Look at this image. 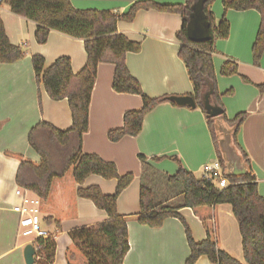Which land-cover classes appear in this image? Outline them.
<instances>
[{"label": "crops", "instance_id": "0c3cea01", "mask_svg": "<svg viewBox=\"0 0 264 264\" xmlns=\"http://www.w3.org/2000/svg\"><path fill=\"white\" fill-rule=\"evenodd\" d=\"M77 10H98L125 13L134 3L150 1L159 5H183L185 0H69ZM211 13L215 21L222 16L229 23L227 40L215 42L213 67L217 77V89L223 94L232 90L231 96H223L225 115L232 120L239 113L247 118L237 135L239 147L248 157L257 181L258 194L264 197V94L257 86L264 83V53L259 67L252 64L251 48L257 34L260 15L254 10L223 12L221 0H214ZM0 19L6 36L14 46L23 50V58L13 64H0V264H25L24 249L30 240L19 235L18 216L12 208L20 203L16 195L18 187L15 175L18 161L5 153L20 154L34 162L40 160L28 143L30 130L44 121L56 129L65 131L71 127V114L66 100L52 101L37 84L31 65L32 56L44 59V68L57 58L67 57L73 74L86 63L81 40L55 31L49 33L47 43L38 45L34 34L36 26L12 14L2 6ZM181 17L153 10L139 11L131 23L119 22L118 33L141 46L139 53L126 55L130 74L140 83L142 91L150 98L160 96H190L192 87L183 63L178 59L180 43L175 34L180 30ZM227 59L238 63L239 75L220 76V69ZM114 67L100 64L91 92L89 104V129L82 141L84 154H95L104 161L116 165L118 174H132L133 182L117 200V212L130 216L139 212V177L141 165L138 156H144L157 171L174 175L178 170L177 158L183 169L197 178L202 167L213 163L216 153L206 119L199 109L178 107L163 103L144 119L141 132L136 137H124L117 143L107 140L110 130L122 126V116L127 111H137L142 102L138 96L117 94L112 90ZM241 76L249 79L244 83ZM153 158H160L152 161ZM97 186L104 195H111L115 180L99 176L88 177L82 187ZM188 225L194 241L206 238L200 221L189 208L178 212ZM218 248L231 258L245 264L241 237L231 206L224 204L215 209ZM107 220L104 211L98 210L87 200H77V218L63 222L58 232H53L56 250L52 264H66L64 251L70 239L69 233ZM129 251L123 264H185L189 257L184 228L175 218L166 219L160 228H149L135 221L127 223ZM195 264H211L205 256Z\"/></svg>", "mask_w": 264, "mask_h": 264}, {"label": "trees", "instance_id": "16d2710c", "mask_svg": "<svg viewBox=\"0 0 264 264\" xmlns=\"http://www.w3.org/2000/svg\"><path fill=\"white\" fill-rule=\"evenodd\" d=\"M197 0H185L183 5H159L150 1L134 3L125 13L98 10H77L69 0H3L10 12L35 24V42L47 43L51 31L81 40L86 54V63L77 74L71 70L67 57L57 58L44 68L41 56H32L34 79L42 84L52 101L66 100L71 114V127L61 131L47 122L34 126L28 135L29 146L39 156L34 162L20 154L5 153L18 161L15 183L18 189L28 192L40 200L41 228L49 237L31 242L34 249V264H52L56 243L53 232H58L65 221L77 218V200L90 201L95 208L104 211L107 220L92 226L82 227L69 233L70 242L64 251L66 264H123L129 251L127 223L135 221L149 228H160L169 218L177 219L184 228L189 248L185 264H195L205 256L211 264H242L218 248L217 230L214 221L215 209L219 205H230L237 222L243 260L245 264H264V197L258 194L257 181L253 175L248 157L239 147L237 135L247 118L246 113L237 114L232 120L225 115L223 96H231L232 90L221 94L217 89V77L213 67L214 45L218 40L229 37V23L223 15L215 21L211 13L214 0H204L203 13L209 24L211 39L202 44L191 43L186 35V26L191 7ZM223 12H244L254 10L260 15V24L251 48L252 64L259 67L264 53V0H221ZM157 11L177 14L181 17L180 30L175 34L180 43L178 59L183 63L192 87L190 97L205 119L213 141L217 160L222 171L223 161L218 150L214 132V121L207 117L203 99L210 92L211 103L219 108L227 126L233 130L232 143L248 167V173L239 177H225L228 185L219 188L209 180L197 178L181 166L174 175L162 173L147 163L144 156H138L141 172L139 177V212L121 216L117 212V200L134 180L132 174L120 176L112 162L104 161L98 155L84 154L82 141L89 129V104L97 68L100 64L114 67L112 90L117 94L135 95L142 106L137 111H127L122 116V126L107 132V140L117 143L124 137H136L142 129L145 117L158 105L171 103L168 96L150 98L142 91L140 83L130 74L126 55L141 50L118 33L119 22L131 23L139 11ZM20 46L12 45L0 19V64H13L22 60ZM236 61L227 59L220 69V76L228 78L239 75ZM249 84L247 77L241 76ZM264 94V83L257 86ZM174 105L173 103H171ZM160 158H153L158 161ZM115 180L113 194L104 195L97 186L83 188L90 176ZM189 208L200 221L206 238L194 241L183 217L178 213Z\"/></svg>", "mask_w": 264, "mask_h": 264}, {"label": "water", "instance_id": "95a60500", "mask_svg": "<svg viewBox=\"0 0 264 264\" xmlns=\"http://www.w3.org/2000/svg\"><path fill=\"white\" fill-rule=\"evenodd\" d=\"M204 0H197L191 7V13L186 26L188 40L194 44H202L211 39L209 24L203 13ZM168 101L178 107L195 109L196 105L190 96H169ZM203 107L207 117L214 121V132L217 138L218 150L220 152L224 175L226 177H239L248 173V167L238 154L232 143V132L223 121L222 112L211 103L210 92L203 99ZM25 264H34V249L29 244L24 249Z\"/></svg>", "mask_w": 264, "mask_h": 264}, {"label": "built area", "instance_id": "2783aa9c", "mask_svg": "<svg viewBox=\"0 0 264 264\" xmlns=\"http://www.w3.org/2000/svg\"><path fill=\"white\" fill-rule=\"evenodd\" d=\"M2 5L3 0H0V11ZM201 172V178L209 180L219 188H225L228 185L217 159L213 163L204 165ZM16 195L20 198V203L14 206L12 211L19 218V235L23 238L34 236L30 242L37 239H47L49 234L41 228L40 200L20 189L16 191Z\"/></svg>", "mask_w": 264, "mask_h": 264}, {"label": "rangeland", "instance_id": "374dc122", "mask_svg": "<svg viewBox=\"0 0 264 264\" xmlns=\"http://www.w3.org/2000/svg\"><path fill=\"white\" fill-rule=\"evenodd\" d=\"M2 6H3L4 8L6 7V5H4V4H3ZM33 238H34V236H30V237H27V238H24V239H25V240H26V239L31 240V239H33Z\"/></svg>", "mask_w": 264, "mask_h": 264}]
</instances>
